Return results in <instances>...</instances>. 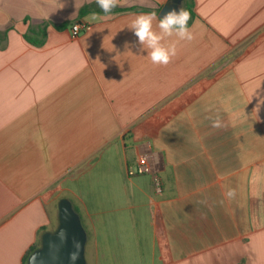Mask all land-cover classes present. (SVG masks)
<instances>
[{
  "label": "crops",
  "instance_id": "0c3cea01",
  "mask_svg": "<svg viewBox=\"0 0 264 264\" xmlns=\"http://www.w3.org/2000/svg\"><path fill=\"white\" fill-rule=\"evenodd\" d=\"M167 2L0 0V264L62 198L87 264H264V0H181L194 38L158 66L128 26Z\"/></svg>",
  "mask_w": 264,
  "mask_h": 264
},
{
  "label": "clouds",
  "instance_id": "9594fccd",
  "mask_svg": "<svg viewBox=\"0 0 264 264\" xmlns=\"http://www.w3.org/2000/svg\"><path fill=\"white\" fill-rule=\"evenodd\" d=\"M96 4L103 13L108 14L119 5V0H96ZM96 18L97 14L93 13L92 19ZM190 19L191 13L183 7L179 11L171 10L159 19L153 11L137 14L128 28L137 37V42L141 46L140 51L147 52L152 64L167 66L177 55L175 43H167L169 38L176 37L178 40L186 41L194 38L188 27ZM212 127H221L219 116L212 120ZM226 195L232 198L235 191L229 189Z\"/></svg>",
  "mask_w": 264,
  "mask_h": 264
},
{
  "label": "water",
  "instance_id": "95a60500",
  "mask_svg": "<svg viewBox=\"0 0 264 264\" xmlns=\"http://www.w3.org/2000/svg\"><path fill=\"white\" fill-rule=\"evenodd\" d=\"M181 0H168L159 17L171 10L179 11ZM87 233L79 214L70 200L62 198L58 203V226L43 233L41 242L28 257L26 264H87L85 248Z\"/></svg>",
  "mask_w": 264,
  "mask_h": 264
},
{
  "label": "built area",
  "instance_id": "2783aa9c",
  "mask_svg": "<svg viewBox=\"0 0 264 264\" xmlns=\"http://www.w3.org/2000/svg\"><path fill=\"white\" fill-rule=\"evenodd\" d=\"M87 28V24L83 22H77L71 26V36L77 37L79 34ZM128 173L130 175L135 174H150L152 177V184L154 191L156 193L162 192V182L160 177L158 176L155 167L152 162L145 158L143 161L139 162L135 167L129 168Z\"/></svg>",
  "mask_w": 264,
  "mask_h": 264
},
{
  "label": "trees",
  "instance_id": "16d2710c",
  "mask_svg": "<svg viewBox=\"0 0 264 264\" xmlns=\"http://www.w3.org/2000/svg\"><path fill=\"white\" fill-rule=\"evenodd\" d=\"M189 11L193 14V11L191 9H189ZM26 38V40L30 43H33L35 45H40L41 43H38V42H35L33 41V39L28 35V34H25L24 36ZM40 245V243L36 244V245H33L30 250L28 251L27 255L25 256L24 260H23V264H26L27 263V259L29 257V255L36 249L38 248Z\"/></svg>",
  "mask_w": 264,
  "mask_h": 264
}]
</instances>
